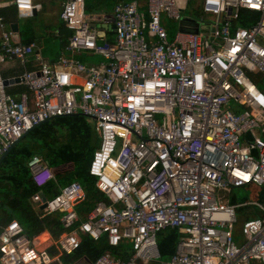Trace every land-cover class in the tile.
I'll return each instance as SVG.
<instances>
[{
	"label": "built area",
	"instance_id": "obj_1",
	"mask_svg": "<svg viewBox=\"0 0 264 264\" xmlns=\"http://www.w3.org/2000/svg\"><path fill=\"white\" fill-rule=\"evenodd\" d=\"M8 1L17 18L40 9L32 0ZM187 7L188 0H146L141 10L130 0L110 15L86 14L84 0H64L60 19L71 35L49 62L33 55L35 44L15 42L0 13V64L17 60L23 72L10 81L25 87L8 93L0 70V157L36 125L81 114L99 138L88 172L108 200L80 220L78 182L44 202L35 193L39 218L59 213L62 231L28 237L11 220L0 227V264L59 262L81 236L132 249L127 260L106 251L87 264H264V205L227 198L237 187L264 189V93L252 79L264 78V0H198L196 20L182 18ZM242 10L258 13L247 28L234 26ZM167 22L182 30L169 36ZM110 25L113 42L100 44ZM81 51L104 61L83 63ZM27 167L37 188L56 181L38 155ZM247 206L261 216L239 221L237 210ZM165 229L180 236L162 260L157 234Z\"/></svg>",
	"mask_w": 264,
	"mask_h": 264
},
{
	"label": "trees",
	"instance_id": "obj_2",
	"mask_svg": "<svg viewBox=\"0 0 264 264\" xmlns=\"http://www.w3.org/2000/svg\"><path fill=\"white\" fill-rule=\"evenodd\" d=\"M193 1L196 5L198 0H188V3ZM0 13L7 23L15 21L17 17L12 6L2 9ZM196 13L198 15V12ZM257 18L258 13L242 10L234 26L247 28ZM167 27L168 35L171 36V26ZM252 79L264 93V78L253 75ZM98 145L99 138L93 126L81 114L54 117L28 131L9 148L7 155L0 162V210L8 215L5 223L0 221V225L4 226L11 220H16L28 237L46 230L56 238L62 231L60 214L40 219V213L34 209L31 197L41 192L47 199L53 198L62 187L72 182H78L85 192V199L75 208L80 218L83 219L96 203H108L107 198L95 187V178L88 172L93 152ZM35 155L47 162L56 178V181H50L41 188L33 184L27 167V162ZM259 196L261 203L264 201V194ZM229 202L235 204L234 200ZM242 208H249L251 211L243 213ZM242 208L237 210L239 221L261 216L255 206ZM179 236L177 229H165L157 234V245L162 260H167L174 253ZM106 251L123 260H127L132 253L130 244L127 251L123 243L112 247L104 237L93 241L90 237L83 236L76 251L61 256L59 262L53 264H87L94 262Z\"/></svg>",
	"mask_w": 264,
	"mask_h": 264
},
{
	"label": "crops",
	"instance_id": "obj_3",
	"mask_svg": "<svg viewBox=\"0 0 264 264\" xmlns=\"http://www.w3.org/2000/svg\"><path fill=\"white\" fill-rule=\"evenodd\" d=\"M32 1L34 4L40 6L39 11L34 13V15L31 17H24V18L16 17L15 21L8 22L9 25L12 23L18 24V31L14 33L13 39L15 42H20L23 44H29V43L35 44L33 55H39L42 59L48 62L53 61L61 53L67 39V37H65L61 33V30L65 28L63 22L60 19V12L64 0H32ZM127 1L130 0H117L111 8H105V7L101 8L102 9L101 13H106L110 15L113 12V9L116 4ZM138 1L140 2L141 10H145V2L144 1L142 2L141 0ZM7 2L9 1L4 0V2L2 3H7ZM84 5H86V0H84ZM2 9L4 8H1V10ZM104 30H105L104 37L102 40H99V43L100 44L112 43L114 38L113 30L110 27ZM75 56L83 63H87V64H98L104 61L103 56L91 53L89 51H81ZM29 58L30 60L25 68L31 71L35 70L36 63L33 61L32 56H30ZM0 70L3 78L7 81L6 91L8 93L12 95H17L18 93L25 90V87L23 85L18 83H13L10 81L11 79L17 77L23 72V68L17 60L6 58L0 64ZM248 187L253 188L257 192L258 189L264 191L262 188L254 185H249ZM258 197L260 198V196ZM259 198L256 199L255 201L260 203ZM261 204L264 205V203L262 202ZM32 205L34 209L38 211V209L33 204V202ZM7 218L8 215L0 210V221L2 222V224L5 223ZM79 219L83 220L84 218L82 219L79 216ZM38 234H42L44 239L48 237H52L46 230ZM50 251L53 253L54 249H51Z\"/></svg>",
	"mask_w": 264,
	"mask_h": 264
},
{
	"label": "rangeland",
	"instance_id": "obj_4",
	"mask_svg": "<svg viewBox=\"0 0 264 264\" xmlns=\"http://www.w3.org/2000/svg\"><path fill=\"white\" fill-rule=\"evenodd\" d=\"M117 0H86V5L84 8V13L86 14H99L101 13V8H111L115 2ZM142 2L145 0H141ZM198 12L195 8V4L194 1L193 2H189L188 3V7L187 9L182 13V18L183 19H193L196 20L197 19V13ZM206 23H208V25H206V27L202 26L201 30H205L206 33H209V28H210V23H211V17L206 16L205 21ZM171 26V31L174 32L176 30H178V26L179 23H165V26ZM233 104L229 105V108L232 107ZM263 189V188H262ZM264 190V189H263ZM264 194V191H262L261 189H258V192L255 191L253 188L248 187V186H243V187H237V188H233L231 189V192L227 195V198L229 200H234L235 204H240V203H244L247 201H252V200H256L258 199L259 195ZM264 203V201H262ZM251 209H245L242 208L241 212L245 213V212H250ZM239 225L237 226V229L235 231V237L238 238L239 237ZM123 245L125 246L126 250L129 251V243L124 242Z\"/></svg>",
	"mask_w": 264,
	"mask_h": 264
},
{
	"label": "water",
	"instance_id": "obj_5",
	"mask_svg": "<svg viewBox=\"0 0 264 264\" xmlns=\"http://www.w3.org/2000/svg\"><path fill=\"white\" fill-rule=\"evenodd\" d=\"M11 7L12 6V2H7V3H0V8H6V7ZM110 17V16H109ZM180 25H182V23H180ZM10 29L16 33L18 31V24L17 23H12L9 25ZM110 28L114 31V25H110ZM179 30H182V28L179 26ZM193 32L197 33L198 32V25L197 23H193ZM61 33L65 36V37H70L71 35V31L67 28H64L61 30ZM10 82V81H8ZM16 82H18V79H16ZM5 85H7V81L5 80ZM8 152V151H7ZM7 152H5L1 157H0V162L3 160V158H5V156L7 155ZM40 197H41V201L44 202L46 200V198L43 196L42 193H39ZM44 208V205H42L40 207V210H42Z\"/></svg>",
	"mask_w": 264,
	"mask_h": 264
}]
</instances>
